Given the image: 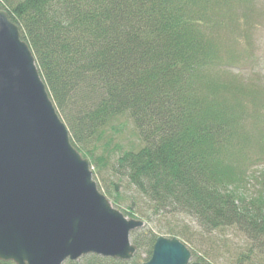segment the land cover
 <instances>
[{
    "label": "trees",
    "instance_id": "16d2710c",
    "mask_svg": "<svg viewBox=\"0 0 264 264\" xmlns=\"http://www.w3.org/2000/svg\"><path fill=\"white\" fill-rule=\"evenodd\" d=\"M258 2L0 0L71 144L97 174H111L114 207L146 221L130 234L131 260L88 254L64 264H142L159 236L148 228L155 218L202 264L215 263V235L231 228L247 240L232 264H264V171L256 192L245 191L258 179L253 160L264 162V84L246 75L264 27ZM127 130L136 140L122 141ZM116 181L134 193L121 197ZM172 215L201 232L171 224Z\"/></svg>",
    "mask_w": 264,
    "mask_h": 264
},
{
    "label": "water",
    "instance_id": "95a60500",
    "mask_svg": "<svg viewBox=\"0 0 264 264\" xmlns=\"http://www.w3.org/2000/svg\"><path fill=\"white\" fill-rule=\"evenodd\" d=\"M20 27L0 9V260L64 264L88 254L131 260L127 218L94 178ZM119 191V184H116ZM142 264H202L177 237L158 236Z\"/></svg>",
    "mask_w": 264,
    "mask_h": 264
},
{
    "label": "rangeland",
    "instance_id": "374dc122",
    "mask_svg": "<svg viewBox=\"0 0 264 264\" xmlns=\"http://www.w3.org/2000/svg\"><path fill=\"white\" fill-rule=\"evenodd\" d=\"M258 5L263 7L262 9H264V0H259ZM261 14H263L264 16V10L261 12ZM256 42H257V46L255 51L257 52V54L259 55L257 57V62L253 61L251 63H253V65H250V68L248 69V73L246 75H249L250 77L258 78L262 80V83L264 84V27L261 28L258 32V34L256 35ZM260 59V60H259ZM255 62V63H254ZM130 140H136V138H134L132 136V131L131 130H127L126 133L124 134L122 141L124 143L129 142ZM255 158L251 156L250 160H253ZM256 164L252 165V168L250 169L249 173L252 174L255 172V175L257 176V180H251L250 184L246 187L245 191L248 194H254L257 190L258 186V182H260V173L261 171H264V162H259V161H255L253 160ZM93 168V172L96 176V181L98 182L97 184L100 185L101 190L103 193H107V187H108V183H110V180L112 179V176L110 173L108 172H102V173H98L96 172V169H94V166H92ZM95 178V177H94ZM258 181V182H257ZM116 184H119L120 182L116 181ZM260 186V185H259ZM119 192H121V197H125L127 196V192L128 190H124L123 188V184L119 185ZM133 194L134 192L129 191L128 194ZM107 195V194H106ZM108 196V195H107ZM109 197V196H108ZM109 199L112 201V199L109 197ZM127 204H123V206L126 208ZM137 205L134 204V208H136ZM138 215L135 214V217H137ZM159 220L157 218L153 219L152 222L148 223V228H153L154 231L157 233V235L160 236H165V237H170L169 234H165V233H161L159 231L158 228H160L159 224L164 222H158ZM167 221L170 222L171 224L174 225H189L191 228V233L194 231H198V233H200L201 231H199V229L188 219H186L183 216H179V215H172L169 216L167 218ZM168 224V223H167ZM165 224V225H167ZM226 232L221 233V232H217V234L215 235V243H217L216 245H214L213 248H215V253H220L218 259H216L214 264H232V262H234V257L236 256V252L234 250H240L241 247H244V244H247V240H244V236L239 233L237 230H235L234 228L231 229H227L225 230ZM177 238L180 239V241H182V243H185L189 249H191V251L193 249H196V247H194L193 244L187 242L185 239H183L181 236H175ZM208 247V245H207ZM202 253L205 254L204 251H206L205 247H201ZM200 254V253H199ZM143 256H146V253L143 254ZM192 261L193 260L192 258ZM208 261H212L211 258L209 257V255L206 256V262Z\"/></svg>",
    "mask_w": 264,
    "mask_h": 264
}]
</instances>
